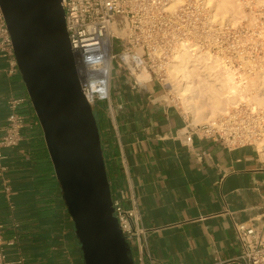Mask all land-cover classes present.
<instances>
[{
	"label": "crops",
	"instance_id": "1",
	"mask_svg": "<svg viewBox=\"0 0 264 264\" xmlns=\"http://www.w3.org/2000/svg\"><path fill=\"white\" fill-rule=\"evenodd\" d=\"M118 74L99 117L102 144L113 197L126 207L137 201L149 254L160 264H243L234 219L264 225L259 143L229 146L197 134L187 142L191 117L157 81L137 86ZM19 98L23 138L4 148L0 170L8 264H84L22 73L0 50V134Z\"/></svg>",
	"mask_w": 264,
	"mask_h": 264
},
{
	"label": "water",
	"instance_id": "2",
	"mask_svg": "<svg viewBox=\"0 0 264 264\" xmlns=\"http://www.w3.org/2000/svg\"><path fill=\"white\" fill-rule=\"evenodd\" d=\"M84 264H136L114 214L101 133L62 0H0Z\"/></svg>",
	"mask_w": 264,
	"mask_h": 264
},
{
	"label": "built area",
	"instance_id": "3",
	"mask_svg": "<svg viewBox=\"0 0 264 264\" xmlns=\"http://www.w3.org/2000/svg\"><path fill=\"white\" fill-rule=\"evenodd\" d=\"M171 2L172 0H62L66 11L71 45L78 58L82 89L92 105L97 101H109L111 99V83L115 68L130 76L128 69L122 66L121 62V53L125 49L138 52L134 47L141 48L142 52H138L140 63L165 88L167 83L164 82L162 58L165 53L163 48H166V42L164 41L160 47L163 52L157 55L149 43L154 37L153 31L148 33L147 39L149 41L146 44L144 39L136 36L135 30L139 28L138 16L143 9L154 6L164 8ZM183 4L186 3L183 2ZM124 39H127L132 47L123 48ZM183 40L190 42L185 38ZM191 45L194 47L199 44L191 43ZM215 46L213 41L212 47ZM0 50L10 60L14 68H19L13 39L1 4ZM100 50L110 59L113 71L107 92L100 89L91 92L88 81L93 74L89 72L85 58H94ZM208 51L211 57H219L211 49ZM237 57L226 55L223 56V59L226 64L235 66L236 61H238ZM22 101L23 98L11 100L10 103L14 111L8 117L3 133L0 134L1 171L6 169L4 148L18 145L23 138L22 129L25 126L26 116L16 111ZM186 128L182 134L187 142H191L194 135L197 134L201 137L222 139L229 146L259 143L264 137V111L242 101L229 108L227 113H223L209 122L195 124L191 120ZM6 190H9V186L6 187ZM113 205L114 214L117 216L125 238L132 248L135 263L160 264L149 254L147 229L142 225V216L137 201L135 200L132 206L126 207L120 198L113 197ZM234 229L241 247L240 261L243 264H264V225L255 221L247 222L234 219ZM8 263L3 229L0 224V264Z\"/></svg>",
	"mask_w": 264,
	"mask_h": 264
},
{
	"label": "rangeland",
	"instance_id": "4",
	"mask_svg": "<svg viewBox=\"0 0 264 264\" xmlns=\"http://www.w3.org/2000/svg\"><path fill=\"white\" fill-rule=\"evenodd\" d=\"M183 1L186 4L182 2L175 10H166V8L174 2V0H172L171 4H167L164 8H156L154 6L143 9L138 16L139 28L135 30L136 36L140 39H144L147 44L149 41L147 35L152 30L154 37L149 42L151 49H153L157 55L165 49L162 58L164 64L163 73L165 75L164 82H168V63H170V59L173 58V54L176 52L175 50L181 47L180 43L184 38L190 40L194 45L199 44L205 52L211 49V51L214 52L215 55H219V57L223 58V56L226 55L238 56V61H236L235 66L226 64L228 69H231L236 75L246 73L254 77L255 72L252 70L250 73L252 65L248 62L251 60H256L255 64L258 69L264 67V2H262V0H241L245 2V5H242V11L239 15L243 17L236 23L227 21L222 25L216 26H212L208 23L204 28L202 27V23L208 20L211 22V15L215 9L213 7H208L207 4L205 6V0ZM217 34L221 36V48L218 46L212 47L214 38ZM164 41L167 45L166 48L161 50L160 47ZM123 44V48L132 47L127 39L123 40ZM134 48L138 50V52H142L141 48ZM118 75V69L115 68L113 71L114 78H117ZM238 78L240 79V77ZM150 80L157 81L163 87L160 81L156 80L154 77L151 76ZM245 84L249 83L247 82ZM164 91L167 100L176 104L181 110L189 114L191 120L194 122L192 113L185 108L181 97L171 92V87L168 83ZM251 104L252 107L255 106L258 110L264 111V106L258 105L256 102ZM93 108L94 112L99 111L100 108L107 109L104 101L95 102ZM203 122L204 121L199 124Z\"/></svg>",
	"mask_w": 264,
	"mask_h": 264
},
{
	"label": "bare ground",
	"instance_id": "5",
	"mask_svg": "<svg viewBox=\"0 0 264 264\" xmlns=\"http://www.w3.org/2000/svg\"><path fill=\"white\" fill-rule=\"evenodd\" d=\"M182 2L184 1L174 0L166 10H175ZM204 3L215 11L211 15V22L208 20L202 23L203 28L208 23L212 26L222 25L227 21L236 23L243 17L239 14L245 2L241 0H205ZM220 37L217 34L214 42L221 48ZM180 45L168 63L167 83L171 92L181 97L185 108L192 113L195 124L209 122L244 100L249 104L256 102L264 106V67L258 69L256 60L248 61L252 65L250 73L252 70L255 72L254 77L246 73L237 76L228 69L223 58H213L209 51H203L199 45L192 47L187 40L181 41ZM247 82L249 84H245ZM99 89L104 91L102 85H97L91 92ZM259 146L264 153V138L259 141Z\"/></svg>",
	"mask_w": 264,
	"mask_h": 264
},
{
	"label": "clouds",
	"instance_id": "6",
	"mask_svg": "<svg viewBox=\"0 0 264 264\" xmlns=\"http://www.w3.org/2000/svg\"><path fill=\"white\" fill-rule=\"evenodd\" d=\"M139 56L138 52L125 49L121 53V62L122 66L128 69L135 85L143 86L151 79V75L140 63ZM85 64L88 66L89 72L93 74L92 78L88 81L89 88L94 89L97 85H102L104 91L107 92L113 71L110 59L100 50L94 58L90 59L86 57Z\"/></svg>",
	"mask_w": 264,
	"mask_h": 264
},
{
	"label": "trees",
	"instance_id": "7",
	"mask_svg": "<svg viewBox=\"0 0 264 264\" xmlns=\"http://www.w3.org/2000/svg\"><path fill=\"white\" fill-rule=\"evenodd\" d=\"M104 110H105V109L100 108L99 111H95V115H96V117H97V121H98L99 129H100L99 117H100V115H101L102 113H104ZM100 133H101V131H100Z\"/></svg>",
	"mask_w": 264,
	"mask_h": 264
}]
</instances>
